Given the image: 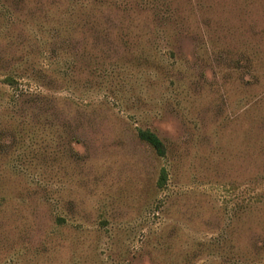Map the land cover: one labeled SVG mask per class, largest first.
<instances>
[{
	"label": "rangeland",
	"instance_id": "1",
	"mask_svg": "<svg viewBox=\"0 0 264 264\" xmlns=\"http://www.w3.org/2000/svg\"><path fill=\"white\" fill-rule=\"evenodd\" d=\"M0 264H264V0H0Z\"/></svg>",
	"mask_w": 264,
	"mask_h": 264
},
{
	"label": "trees",
	"instance_id": "2",
	"mask_svg": "<svg viewBox=\"0 0 264 264\" xmlns=\"http://www.w3.org/2000/svg\"><path fill=\"white\" fill-rule=\"evenodd\" d=\"M100 4H102V1H99ZM124 5H119V3H111L109 8H111V11L113 12L114 10H119L122 6ZM4 82L11 87L17 86V82L15 81V78L11 75H8ZM137 137L138 139L146 143L159 157H165L167 153V147L164 143V141L155 133L154 131L148 130V129H138L137 130ZM168 181V173L166 169L161 170V174L158 180V187L159 188H164L167 184ZM60 224L65 223V219L60 218L58 220Z\"/></svg>",
	"mask_w": 264,
	"mask_h": 264
}]
</instances>
